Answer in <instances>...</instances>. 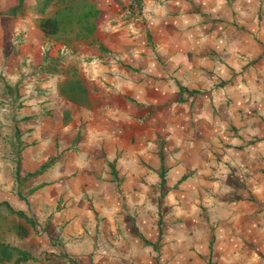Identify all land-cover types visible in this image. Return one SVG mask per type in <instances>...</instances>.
<instances>
[{
	"label": "crops",
	"instance_id": "crops-1",
	"mask_svg": "<svg viewBox=\"0 0 264 264\" xmlns=\"http://www.w3.org/2000/svg\"><path fill=\"white\" fill-rule=\"evenodd\" d=\"M29 1L32 2L30 10ZM45 1L50 0H26L22 6H27L26 12L3 16L0 14V25L5 23L7 28H13L23 39L14 48L16 63L32 71L39 66L45 69L41 74L43 79L37 80L40 87L32 91L33 95L26 101V105L14 108L7 124L22 123L25 127H30L28 134L34 140H41L38 132L40 130L51 134L52 129L59 128L62 130L61 142L64 147L74 139L83 147L97 146L102 137H108L105 132V125L108 124L106 120L102 122V131L97 133L94 141L88 138V141L85 139L83 142L80 139V143L77 135L83 133L84 126H81V122L89 125L91 117L89 112L84 115L82 111L74 110L75 102L70 99L68 88L76 85L80 87L82 84L87 91L88 81L98 83L99 76L105 75L106 69L96 68V65L91 64L92 61L88 63L84 60L81 52L76 55L73 50L95 51L101 45L110 44L134 50L140 45V34L149 29L160 40L174 43L171 48L177 50L175 55H183L186 65L191 69V83L183 92L182 99L201 102L190 110L187 108L184 118L188 116L190 120H184L183 125L169 128V146L176 148L174 157L167 156L164 159L165 164L161 165L160 156L157 159L153 156V166L157 165L160 170L165 169L166 183L171 186L170 189H174V194H185L186 198L198 189L205 192L201 205L197 202L185 203V209L189 210L186 218L188 250L185 264H209L210 257L222 259L220 264H225L226 259H239L247 254L254 260L253 264H264V0H141L145 7L139 17H126L123 11H116L119 9L118 2L124 1V4H127L129 0H93L99 10L86 9L82 12L71 9L75 0H51L50 8L54 7V10L44 11L42 7ZM55 1L58 5L52 4ZM11 4L10 1L0 0V9L8 8ZM38 5L41 9H38ZM111 8H114L113 11L109 10ZM55 9L57 12H54ZM42 17L56 18L57 34H61V40L64 41L61 45L56 41L54 46L55 43L49 40L47 44L52 46L43 53L39 51L42 46L39 38L44 34ZM210 17H216V21L213 22ZM241 24L244 25L243 29ZM106 25L111 26L112 31H104V34L112 36L113 39L97 35L91 38L93 33H96L95 29H103ZM75 27L77 30L80 27L88 29L82 30L84 35L88 33L86 40L78 39L82 35L81 32L75 38L68 35L69 32L76 33ZM1 29L4 27H0V31ZM48 39L52 37L48 36ZM242 51H245L247 56H242ZM134 56L139 57L138 54ZM111 62V65L116 63L113 59ZM82 64L89 68L82 69ZM166 71L168 70L161 68L160 76L163 78L158 84L147 81L148 89L153 92H146L141 85L134 84L126 86L122 91L125 89L124 92L138 101L155 99L156 102H163L166 95H177L175 82L180 79L179 75L171 73V70L169 74ZM38 73L36 71L31 77L40 75ZM129 74L136 76V73ZM167 75L168 78L165 79ZM170 76L174 78L169 79ZM85 77L87 80H84L83 84L82 78ZM195 85H200L203 92L195 90ZM100 87L102 88L101 85ZM37 90L41 92L40 95L36 94ZM51 92L56 93V99L52 100L56 104L53 109L55 117L48 120L52 109L42 105L47 104L45 99L52 97L49 95ZM121 96L122 106L129 103L126 96ZM2 110L0 106V115ZM119 119L126 121V118ZM143 127L149 131V127ZM148 133L145 135L148 136ZM10 137L11 142L14 137ZM150 143H144L142 146L154 151L155 143L152 142V146ZM38 148V152L43 156L50 150V144L42 139ZM67 152L68 150L64 152L62 161L69 160ZM73 161L72 166L78 165L84 175L92 169H95V175L100 172V166L90 165L86 158L75 156ZM130 168L135 170L133 165ZM65 171L63 168L61 172L56 173V177H64L69 173L68 170ZM142 171L143 167L140 166V172ZM155 173L152 172L153 175ZM92 175L93 171L88 174ZM42 176L43 174L41 178ZM107 181L101 178L100 187H94L97 188L94 192L95 206L101 211L100 216L90 221L92 227H109L104 211H119L123 203H127L131 208L135 206L131 197L127 195L124 199L118 192L119 189H115L112 182L108 181V185ZM160 182L159 178L158 189H161ZM63 189H43L45 192L43 191L41 200L53 203L56 198L60 199ZM90 190L92 189H80L78 195L76 191H71L70 199L64 197V204L75 211L72 220L76 225L87 219L89 210L85 207L84 200ZM50 191L51 194H48ZM173 206L172 210L180 209L178 204ZM117 220L120 221V218ZM122 222L123 224L119 225L123 226L126 232L128 230L129 234L128 225L125 220ZM116 227L118 225L111 218L110 230L114 231ZM58 230L59 227L56 231ZM68 230L69 228H64L61 231L65 234ZM128 234L104 235L107 237L102 239L105 246H98L97 250L99 254L103 253L102 255H97L95 251L92 253V240L87 235L70 236L62 248L58 249L63 255L61 264H151V258L142 246L143 241L141 243L135 238L136 244L130 247L125 244L130 241Z\"/></svg>",
	"mask_w": 264,
	"mask_h": 264
},
{
	"label": "rangeland",
	"instance_id": "rangeland-1",
	"mask_svg": "<svg viewBox=\"0 0 264 264\" xmlns=\"http://www.w3.org/2000/svg\"><path fill=\"white\" fill-rule=\"evenodd\" d=\"M4 1H10L12 4L8 8L0 9L2 16L26 12L27 6L22 7L26 0ZM50 1H45L42 7L44 11L54 10V7L50 8ZM87 1L75 0L71 9L77 12L98 9L96 2ZM52 4L58 5L56 1ZM28 5V10H30L32 2L29 1ZM118 5L119 9L116 11H123L126 13V17H139L145 7L141 0H129L127 4H124V1L123 3L118 2ZM35 8H37L36 5ZM38 9H41V6L38 5ZM113 9L109 10L113 11ZM56 10L54 12H57ZM64 10H66V6ZM45 18L42 17V19ZM210 19H213V22L216 21V17H210ZM243 26L241 24L242 29ZM0 27H4L0 31V106L3 108L0 115L2 122L0 124V264H61L63 255L58 249L62 248L66 240L74 235L90 237L93 245L92 253L94 254L95 251L98 253L97 255H102L103 253L99 254L97 250L98 246H105L102 239H107V237L104 235L124 236V233L128 234V230L126 229V232L123 230V226L119 225L123 224V220L130 230L128 234L130 241L125 244L128 247L136 244L135 238L141 243L143 241L142 246L151 258V264H185L188 250L186 218H188L187 213L189 212L185 209V203L197 202L201 205L205 192L198 189L196 193L192 192L186 198L185 194H174V189H170L171 186L166 183L165 169L161 168L160 170L157 165L153 166V156L156 159L160 156L161 165L165 164L164 159L167 156L174 157L176 148L169 146V128L178 124L183 125L184 120H190L188 116L184 118L187 108L190 110L194 105L201 103L200 101L188 102L182 99L183 92L191 83V78H189L191 69L186 65L183 55H175L177 50L171 48L174 43L160 40L147 29L148 31L140 34L138 38L140 45L136 46L137 49L134 50L122 48L116 44H114L115 46L101 45L95 51L80 48L77 51L73 50L76 55L81 52L84 60L88 63L92 61L91 64L96 65V68L106 69L105 75L103 72L101 73L103 76L98 78L99 84L95 81H88L87 91L85 85L82 86V84V87L76 85L68 88L69 95H71L69 98L75 102L74 110L82 111L84 115L89 112L91 117V120H88L89 125H86V122L82 121V116H79L80 122L82 121L81 126L84 127L82 135L78 134L77 139L84 142L89 138L90 141H94L98 136L97 133L102 131L104 125L102 122L105 120L108 124L105 125L108 137H102L100 143L93 148L87 147V145L80 146L75 139L64 147L61 142L63 140L62 130L59 128L52 129L51 134H48V131L40 130L38 132L42 137L41 140H34L28 134L31 130L30 127H25L22 123L7 124L11 112L26 105V101L30 100L33 95L32 91L40 87L37 80L43 79L41 74L45 69L43 70V66H39L32 71L28 70L26 66L16 63L14 48L23 39L20 34L14 32L13 28H7L5 23H1ZM110 27L106 25L103 29L93 30L96 33H93L91 38L97 35V37L104 36L113 39L112 36L104 34V31L106 33L112 31ZM83 29L88 30L86 27H80L78 30L75 27L76 33L69 32L68 35L75 38L81 32L82 35L78 39L86 40L88 33L84 35ZM60 35L57 34V31L48 33L44 29V34L39 38L42 45L39 47V51L47 52L52 46L50 43L47 44L51 40L55 43L54 46L56 41L60 45L64 43ZM48 36L52 39H48ZM134 54H138L139 57H135ZM241 54L247 56L245 51H242ZM111 59L116 61L113 64L117 67L111 65ZM151 60L154 62L152 63ZM81 67L86 70L89 68L84 64ZM162 67L168 70L167 74L171 70V73L179 75L180 79L175 82L178 89L176 96L166 95L163 102H156L155 99L150 101L144 99L145 102H143L124 92L125 89L122 91L126 86L134 84L141 85L146 89V92H153L148 89V83L158 84V81L163 78L160 76ZM36 71L40 75L31 77ZM129 72L136 73V76L130 75ZM180 73H182L181 76ZM174 76H170L169 79ZM164 78H168V75ZM82 79L84 84V80L87 78ZM195 87V90L201 91L200 85H195ZM36 94L40 95L41 92L37 90ZM49 95L52 97L45 99L47 104L42 107L47 106V109H52L48 114V120H51L55 117L53 109L56 104L52 100L56 99V93L51 92ZM121 95L126 96L129 102L124 103V106L120 101ZM144 96L147 97L146 94ZM199 99L201 100L202 97ZM120 117L126 118V121H120ZM51 123L52 121L48 122V125ZM145 125L149 127V131L143 127ZM158 128H160L159 131ZM145 133H148V136ZM10 135L14 137L11 142ZM42 139L50 144V150H47L43 156L38 152V146ZM147 142H151V146L152 142L155 143L156 149L154 151L144 149L142 144ZM66 150L70 156L68 163L62 161ZM24 152L27 157L23 156ZM75 156L86 158L90 165L98 164L100 172L95 175V169H92V176H88L92 171L84 175L78 165L72 166ZM64 159L66 160V157ZM131 165L135 170H131ZM140 166L143 167L142 172H140ZM63 168L69 173L64 177L62 175L56 177V173L61 172ZM153 171L156 172L154 175ZM154 177H156L155 180ZM101 178L112 182L114 188L119 189L118 192L124 199L127 195L131 197V202L135 205L131 208L127 203H123L122 208L115 211V214L104 211L106 223L109 224V227L105 226L104 228L92 227L89 224L93 218L96 219L100 216L101 210L95 206L94 192L97 188L94 187H100ZM159 178L161 189H158ZM108 181L107 184L110 185ZM57 187L64 188L59 200L56 198L53 203L41 200L45 191L57 189ZM80 189H92L84 200L85 207L87 206L89 211L87 219L79 222L81 228L72 220L74 209L68 208L69 206L64 204L66 202L64 197L69 198L71 191H76L78 195ZM48 194H51V191ZM169 194L174 195L170 196ZM174 204H178L180 209L172 210ZM111 218L118 225L114 231L110 230ZM117 218H120V221ZM57 227H59L58 232L56 231ZM64 228H69L65 234L62 233ZM99 240L102 241L99 242ZM138 250L140 251V248ZM209 259V264H220L222 261L217 257ZM253 261L247 254L239 259H226L225 264H253Z\"/></svg>",
	"mask_w": 264,
	"mask_h": 264
},
{
	"label": "trees",
	"instance_id": "trees-1",
	"mask_svg": "<svg viewBox=\"0 0 264 264\" xmlns=\"http://www.w3.org/2000/svg\"><path fill=\"white\" fill-rule=\"evenodd\" d=\"M41 25L48 33L56 32V18H45L41 20Z\"/></svg>",
	"mask_w": 264,
	"mask_h": 264
}]
</instances>
